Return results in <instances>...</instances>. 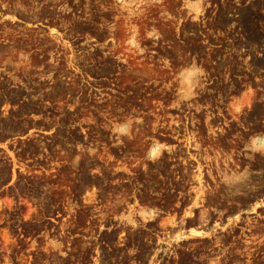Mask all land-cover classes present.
Segmentation results:
<instances>
[{
  "label": "rangeland",
  "instance_id": "374dc122",
  "mask_svg": "<svg viewBox=\"0 0 264 264\" xmlns=\"http://www.w3.org/2000/svg\"><path fill=\"white\" fill-rule=\"evenodd\" d=\"M263 224L264 0H0V264H260Z\"/></svg>",
  "mask_w": 264,
  "mask_h": 264
},
{
  "label": "flooded vegetation",
  "instance_id": "af4514ba",
  "mask_svg": "<svg viewBox=\"0 0 264 264\" xmlns=\"http://www.w3.org/2000/svg\"><path fill=\"white\" fill-rule=\"evenodd\" d=\"M166 110H170L171 109V107L170 106H167V107H164ZM156 111H159V109H157ZM180 113V112H179ZM186 115H188V112H184V113H182V116H181V118L182 119H185V121H187V117H186ZM226 115H229V114H226ZM167 118L168 117H171L172 119H174V118H178L179 116L177 115V114H174L173 116L172 115H167L166 116ZM215 118H216V120L217 119H219V118H223L222 117V115H220L219 113H217V114H215ZM230 122V121H229ZM174 123V126H177V125H180V126H182V131H184V130H186V128L184 129V127H183V124L182 123H178V124H176L177 122H173ZM187 124V122L185 123V125ZM188 125V124H187ZM189 126H190V124H189ZM242 130V132L243 133H246V130H244V129H241ZM161 136H163V137H169L171 140H176V137H172V136H170V135H163V134H160ZM232 139H236V137L235 136H232L231 137ZM232 143H233V141H232ZM262 226H264V224L262 225ZM247 243H250V242H247ZM257 242H254L253 244H256ZM257 256V261L260 263V264H264V243H263V246H262V248H261V251L259 252V253H257L256 255H255V257ZM230 258H233L232 256L230 257ZM245 262H247V260H245ZM232 264H234V263H232Z\"/></svg>",
  "mask_w": 264,
  "mask_h": 264
}]
</instances>
